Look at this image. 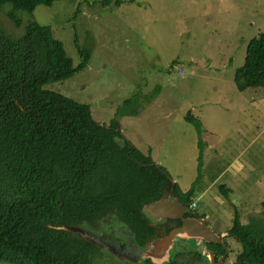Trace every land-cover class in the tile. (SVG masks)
Masks as SVG:
<instances>
[{
	"label": "rangeland",
	"instance_id": "obj_1",
	"mask_svg": "<svg viewBox=\"0 0 264 264\" xmlns=\"http://www.w3.org/2000/svg\"><path fill=\"white\" fill-rule=\"evenodd\" d=\"M94 1L56 0L16 12L22 24L49 25L75 63L74 34L89 48L82 70L44 88L87 103L92 119L108 126L124 99L159 86L139 115L116 117L121 134L182 190L198 174L202 148V176L192 200L215 232L231 226L236 206L243 222L264 212V88L241 91L234 82L248 40L264 31V0ZM8 9H0V22L17 33ZM188 114L202 123L200 135ZM219 184L231 190L227 198ZM101 221L89 227L102 234L118 222L111 215ZM225 239L223 263L233 264L241 245L233 236ZM187 257L175 253L171 264H208L205 257ZM90 263L132 264L103 251Z\"/></svg>",
	"mask_w": 264,
	"mask_h": 264
},
{
	"label": "trees",
	"instance_id": "obj_2",
	"mask_svg": "<svg viewBox=\"0 0 264 264\" xmlns=\"http://www.w3.org/2000/svg\"><path fill=\"white\" fill-rule=\"evenodd\" d=\"M54 1L0 0V9L9 7L6 15L20 28L13 33L0 22V261L11 264H91L97 252H105L56 227L63 223L95 227L111 215L152 234L141 207L171 184L163 167L121 134L116 119L139 115L159 86L124 99L108 126L92 119L87 103L44 88L73 76L89 58V48L75 34L76 63L49 25L22 24L16 15ZM112 1L123 3H94ZM234 82L241 91L264 88V31L248 40ZM186 119L200 135L202 123L189 114ZM199 157L191 186L183 191L174 184L188 203L202 176V148ZM218 190L225 198L231 192L224 184ZM227 230L241 245L234 264H264V212L243 222L236 206Z\"/></svg>",
	"mask_w": 264,
	"mask_h": 264
},
{
	"label": "flooded vegetation",
	"instance_id": "obj_3",
	"mask_svg": "<svg viewBox=\"0 0 264 264\" xmlns=\"http://www.w3.org/2000/svg\"><path fill=\"white\" fill-rule=\"evenodd\" d=\"M164 172L167 173L166 171ZM168 178L171 181V184L168 187H163V190L161 191L160 194L144 202L141 207L142 213L144 212V216L147 218V222H148L147 225L149 226V228L152 227L153 230L152 234L145 232L144 229L138 230L132 227L131 225H129L125 220L122 221L119 218L115 219L118 222L114 223L115 224L114 227H105L104 229L105 233L102 234L99 233L103 237L110 239L113 243L121 245L123 249L127 250V253L129 255H131L134 258H137L138 261L133 262L131 260H128V258H119L117 255L111 254L108 250L102 248L107 255H110V257L115 258V260L117 261L131 262L132 264H150L152 263L150 257L147 256L142 258V254L145 252L147 248V243L153 237L164 235L168 233L172 228L176 226H180L183 223L184 217L187 218L196 217L198 219H200L201 217L205 218V214H203V212L200 213L198 212L197 208L190 207L187 198H184L183 196L177 194L174 191V186H175L174 184L176 183L172 181L169 176ZM160 198H164L165 200L176 198L177 203L181 204L185 209L183 214L181 216H176V217L161 215L159 218H155L153 215L150 214L148 210L145 209V206L153 205ZM205 221L208 224V220L206 218ZM84 226L89 227L86 225ZM208 226L212 229L210 225ZM212 230L214 231V229ZM220 232H215V233L219 234ZM226 236H228L227 229L225 231V234L222 236L226 248H224V246L219 241H208L204 238H194V237L186 238V237L175 236L173 246L170 249L169 262L173 260V256L175 255V253L176 254L183 253L185 255H188L187 257L188 260H197V258L205 257L206 262L209 264L208 252H207L208 250L207 248H209L214 254V261H216L217 258L220 257V255H222L219 264H224L223 257L225 256V253L228 251V244L225 239ZM185 241L190 242V244H186ZM219 246L223 248V251L220 250ZM198 249H200L202 256L197 254L196 251Z\"/></svg>",
	"mask_w": 264,
	"mask_h": 264
},
{
	"label": "water",
	"instance_id": "obj_4",
	"mask_svg": "<svg viewBox=\"0 0 264 264\" xmlns=\"http://www.w3.org/2000/svg\"><path fill=\"white\" fill-rule=\"evenodd\" d=\"M145 209L150 212L155 218H159L161 215L167 216H181L184 212V207L177 203L176 198L165 200L160 198L153 205L145 206ZM57 228H62L79 236L87 239L88 241L94 243L99 248L108 250L111 254L117 255L119 258H128L133 262H137V258L132 257L127 253V250L123 249L121 245L113 243L110 239L103 237L101 234L97 233L89 227H85L83 224H69L63 223L56 225ZM224 232L216 234L206 223L205 218L200 219L196 217L183 218V223L180 226L172 228L168 233L153 237L148 243L145 252L142 254L143 257H150V260L154 264H162L163 262H169L170 260V249L173 246L175 236L180 237H194V238H204L208 241H219L224 248L226 245L222 239ZM206 249V248H204ZM203 249V252H204ZM209 264H219L222 255L214 261L213 252L207 248Z\"/></svg>",
	"mask_w": 264,
	"mask_h": 264
},
{
	"label": "built area",
	"instance_id": "obj_5",
	"mask_svg": "<svg viewBox=\"0 0 264 264\" xmlns=\"http://www.w3.org/2000/svg\"><path fill=\"white\" fill-rule=\"evenodd\" d=\"M190 207H195L196 205V201L192 200L190 203H189Z\"/></svg>",
	"mask_w": 264,
	"mask_h": 264
},
{
	"label": "crops",
	"instance_id": "obj_6",
	"mask_svg": "<svg viewBox=\"0 0 264 264\" xmlns=\"http://www.w3.org/2000/svg\"><path fill=\"white\" fill-rule=\"evenodd\" d=\"M187 190V189H186Z\"/></svg>",
	"mask_w": 264,
	"mask_h": 264
}]
</instances>
